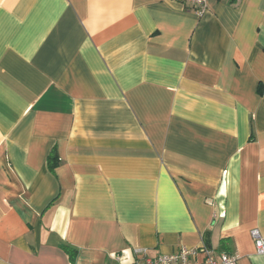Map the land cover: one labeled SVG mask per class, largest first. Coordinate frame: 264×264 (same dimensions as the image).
Here are the masks:
<instances>
[{"label":"crops","instance_id":"obj_1","mask_svg":"<svg viewBox=\"0 0 264 264\" xmlns=\"http://www.w3.org/2000/svg\"><path fill=\"white\" fill-rule=\"evenodd\" d=\"M254 230L264 0H0V264H264Z\"/></svg>","mask_w":264,"mask_h":264},{"label":"built area","instance_id":"obj_2","mask_svg":"<svg viewBox=\"0 0 264 264\" xmlns=\"http://www.w3.org/2000/svg\"><path fill=\"white\" fill-rule=\"evenodd\" d=\"M181 4H190L200 13L204 12L209 5L210 0H174ZM255 237L257 252L264 254V240L260 237L259 231L252 232ZM129 264H238L236 255L215 251L206 245L197 248H181L171 254H162L157 257L145 255L142 259L135 260Z\"/></svg>","mask_w":264,"mask_h":264},{"label":"trees","instance_id":"obj_3","mask_svg":"<svg viewBox=\"0 0 264 264\" xmlns=\"http://www.w3.org/2000/svg\"><path fill=\"white\" fill-rule=\"evenodd\" d=\"M64 248L69 253V256L71 258V261L73 262L74 261V258H75L76 250L74 248H72L71 246H69V245H64Z\"/></svg>","mask_w":264,"mask_h":264}]
</instances>
